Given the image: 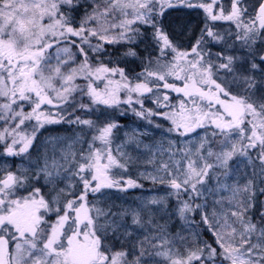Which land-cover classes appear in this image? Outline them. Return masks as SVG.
Listing matches in <instances>:
<instances>
[{"label": "snow or ice", "instance_id": "obj_1", "mask_svg": "<svg viewBox=\"0 0 264 264\" xmlns=\"http://www.w3.org/2000/svg\"><path fill=\"white\" fill-rule=\"evenodd\" d=\"M130 115L153 165L136 180L113 148ZM58 124L90 138L33 161ZM7 157L28 165L0 166V264H264V0H0ZM138 180L164 195L104 200ZM161 210L188 235L141 239Z\"/></svg>", "mask_w": 264, "mask_h": 264}, {"label": "rangeland", "instance_id": "obj_2", "mask_svg": "<svg viewBox=\"0 0 264 264\" xmlns=\"http://www.w3.org/2000/svg\"><path fill=\"white\" fill-rule=\"evenodd\" d=\"M195 16V13L193 14ZM125 121V123L123 121ZM120 123L123 127L120 129L118 133L115 134V141L113 144V148L116 145L125 144V132L131 131L132 129H138L139 131L144 130V122L140 121L134 116H129L125 119H122ZM153 135L144 138V144H154L161 139V132L159 130H152ZM87 129H84V132L81 133V129L77 128L74 125H67V124H58L49 126L48 131L45 133V137H55L60 138V142L57 143L53 141L48 143L46 146L43 144H37L36 151H33L31 159L35 161L37 155H43L45 151H47L49 156L53 155L54 152V145H55V155L57 159H59L61 149L66 151H77L80 147V143H74V139L77 134H81L82 138H90L86 135ZM71 144V149L68 148V145ZM123 151L129 153L133 159L134 163L129 167L127 177L136 180L140 172H143L145 168L151 170L153 165L147 163V161L151 158V153H149L143 146V144L137 148L135 144L129 143L125 144ZM156 161L158 162L160 159H167V156L160 157L159 154L155 157ZM8 165H16V166H24L27 167L28 160L24 159L21 160L19 157H7V158H0V166H8ZM241 169L243 170L244 165L241 164ZM139 183L143 184L142 188H129L126 191H121L119 189H105L103 190V198L110 204H114L117 207H125V208H135L137 207L142 201L145 199L152 197V196H162L164 195L162 190H158L154 188V186L149 181H140ZM210 188H215V181L209 182ZM208 195L209 204H211L213 196L210 194ZM227 195V193H225ZM216 198H219L218 196ZM264 199V196H262ZM174 209H170L168 211H172ZM155 224L153 225H146L143 230L140 231L139 235L140 238L143 239L144 236L151 237L152 235L156 234V226H164L167 229V233L169 238L175 236L177 232H182L183 235L187 236L188 234L184 233L186 230H182V222L179 220L178 217L175 215L172 216L171 219L168 218V214H166L165 210H161L157 212L154 216ZM210 238V237H208Z\"/></svg>", "mask_w": 264, "mask_h": 264}, {"label": "trees", "instance_id": "obj_3", "mask_svg": "<svg viewBox=\"0 0 264 264\" xmlns=\"http://www.w3.org/2000/svg\"><path fill=\"white\" fill-rule=\"evenodd\" d=\"M122 121H123V120H122ZM123 122L125 123V121H123ZM259 199H263L262 196L259 197ZM258 212H259V205H257V209L255 210V214L258 215ZM184 233L188 234L187 231H184ZM206 238H208V237L206 236Z\"/></svg>", "mask_w": 264, "mask_h": 264}]
</instances>
